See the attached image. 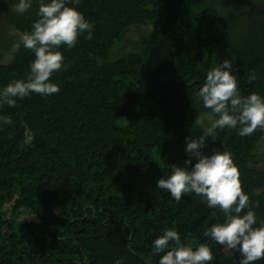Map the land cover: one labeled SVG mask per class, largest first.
<instances>
[{
	"label": "trees",
	"instance_id": "trees-1",
	"mask_svg": "<svg viewBox=\"0 0 264 264\" xmlns=\"http://www.w3.org/2000/svg\"><path fill=\"white\" fill-rule=\"evenodd\" d=\"M18 2L0 0V21L22 36L39 19L41 0L24 14L11 11ZM230 2L68 0L93 25V38L85 32L76 47L58 49L65 68L50 82L59 93L0 106V116L13 120L0 121V264H159L165 253L153 255V245L168 228L193 250L209 246L210 264H240L238 251L204 233L225 221L222 211L195 193L176 201L157 188L173 166L196 163L185 164L186 138L200 136L194 121L211 112L196 93L221 55L241 96L264 97V21H228L215 33ZM134 28L147 33L127 40ZM16 44L0 29V91L30 75L35 54ZM25 124L31 145L23 143ZM238 129L216 128L202 152L231 154L259 226L264 171L252 164L264 129L250 136ZM26 213L39 223L18 222Z\"/></svg>",
	"mask_w": 264,
	"mask_h": 264
},
{
	"label": "clouds",
	"instance_id": "clouds-1",
	"mask_svg": "<svg viewBox=\"0 0 264 264\" xmlns=\"http://www.w3.org/2000/svg\"><path fill=\"white\" fill-rule=\"evenodd\" d=\"M76 4L80 0H74ZM68 0H41L38 16L31 32L20 37V44L35 54L30 64L27 80H14L0 91V106L15 107L17 99L28 97L32 93L47 97L58 94L60 88L50 82L55 72L65 68L64 56L58 51L66 45L68 49L76 47L79 37L87 32V39L93 38V25L75 7L66 6ZM32 7V0H19L11 11L24 14ZM20 44L14 46L18 50ZM98 63H102L98 60ZM230 60H224L219 67L207 73L206 81L196 93L210 113L199 114L194 121V129L200 128L203 134L195 139L187 137L186 152L189 167L173 166L167 178L157 181V188L163 189L180 201L184 194L195 193L206 200L211 209H219L225 214L223 223L213 224L206 236L217 244L236 250L242 259L240 264H256L264 260V222L257 225V218L251 209L249 196L242 188L240 173L231 154L227 151H215L206 155L202 149L216 128L238 129L240 136H250L258 128L264 129V97L252 93L243 97L239 93L237 78L230 71ZM255 74L249 76L254 80ZM214 117H218L214 119ZM205 120L210 127H205ZM4 124H12L11 116H0ZM25 145H31L34 133L24 125ZM247 212H244L245 209ZM241 213H244L241 215ZM215 215V213H213ZM170 242L174 245L170 248ZM165 253L159 264H210L214 259L212 250L206 244H200L195 250L191 245L181 242L179 233L171 228L165 230L154 241L153 255ZM116 264H122L117 260Z\"/></svg>",
	"mask_w": 264,
	"mask_h": 264
},
{
	"label": "rangeland",
	"instance_id": "rangeland-1",
	"mask_svg": "<svg viewBox=\"0 0 264 264\" xmlns=\"http://www.w3.org/2000/svg\"><path fill=\"white\" fill-rule=\"evenodd\" d=\"M229 3L230 7L227 10L222 11L220 17L218 26L215 30V33L219 31V29L226 28L230 24H228V21H236V20H243L245 18H256L261 21H264V0H230ZM236 10V12H239L236 16L233 12ZM234 23V22H232ZM0 29L3 32L5 41L11 43L12 41L20 40L21 35L18 34L16 31L5 28V26L0 21ZM147 33L146 30L142 28H134L127 34V40L130 41H136L139 40L142 34ZM9 60V58H7ZM224 56H220V61H224ZM210 123L205 120V127H210ZM199 129L200 135L203 134V130ZM214 138V131L212 134V137H209L206 146H208ZM256 159L253 162V166L255 168H258L262 171H264V140L256 147L255 150ZM8 211V209H6ZM18 222L24 223V224H38L39 221L37 217L32 216L30 214H23L19 219ZM256 264H264V260H259L256 262Z\"/></svg>",
	"mask_w": 264,
	"mask_h": 264
},
{
	"label": "water",
	"instance_id": "water-1",
	"mask_svg": "<svg viewBox=\"0 0 264 264\" xmlns=\"http://www.w3.org/2000/svg\"><path fill=\"white\" fill-rule=\"evenodd\" d=\"M206 230H207V227H206V229H205L204 233H206Z\"/></svg>",
	"mask_w": 264,
	"mask_h": 264
}]
</instances>
